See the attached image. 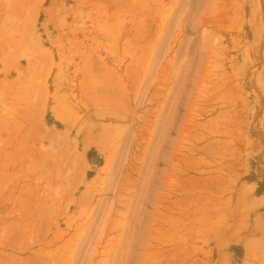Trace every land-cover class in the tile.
<instances>
[{"label": "rangeland", "instance_id": "obj_1", "mask_svg": "<svg viewBox=\"0 0 264 264\" xmlns=\"http://www.w3.org/2000/svg\"><path fill=\"white\" fill-rule=\"evenodd\" d=\"M240 186L264 0H0V264H204Z\"/></svg>", "mask_w": 264, "mask_h": 264}, {"label": "crops", "instance_id": "obj_2", "mask_svg": "<svg viewBox=\"0 0 264 264\" xmlns=\"http://www.w3.org/2000/svg\"><path fill=\"white\" fill-rule=\"evenodd\" d=\"M251 10H260L257 2ZM251 191L240 186L232 207L224 200L218 205L217 215L206 216V239L198 255L191 262L204 264H264V194L259 197L244 195ZM202 251V253H201Z\"/></svg>", "mask_w": 264, "mask_h": 264}]
</instances>
